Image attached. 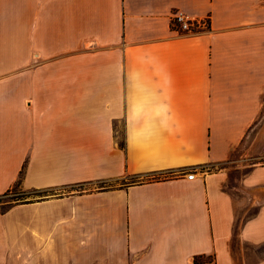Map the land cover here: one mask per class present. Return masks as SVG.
I'll return each instance as SVG.
<instances>
[{
	"label": "crops",
	"instance_id": "obj_1",
	"mask_svg": "<svg viewBox=\"0 0 264 264\" xmlns=\"http://www.w3.org/2000/svg\"><path fill=\"white\" fill-rule=\"evenodd\" d=\"M263 159L264 0H0V264H264Z\"/></svg>",
	"mask_w": 264,
	"mask_h": 264
},
{
	"label": "built area",
	"instance_id": "obj_2",
	"mask_svg": "<svg viewBox=\"0 0 264 264\" xmlns=\"http://www.w3.org/2000/svg\"><path fill=\"white\" fill-rule=\"evenodd\" d=\"M171 28L179 34L187 35L208 29V21L206 19H188L184 15L177 13L171 18ZM185 175L188 180H192L194 177L193 172H187Z\"/></svg>",
	"mask_w": 264,
	"mask_h": 264
},
{
	"label": "rangeland",
	"instance_id": "obj_3",
	"mask_svg": "<svg viewBox=\"0 0 264 264\" xmlns=\"http://www.w3.org/2000/svg\"><path fill=\"white\" fill-rule=\"evenodd\" d=\"M264 163V159L262 160ZM28 200V192L23 191L19 186H15L4 197L0 198V209L6 210L10 205Z\"/></svg>",
	"mask_w": 264,
	"mask_h": 264
},
{
	"label": "trees",
	"instance_id": "obj_4",
	"mask_svg": "<svg viewBox=\"0 0 264 264\" xmlns=\"http://www.w3.org/2000/svg\"><path fill=\"white\" fill-rule=\"evenodd\" d=\"M208 28H209V26H208ZM122 146V145H121ZM15 186H19L20 187V183L18 182ZM14 186V187H15ZM10 192V191H9ZM8 192V193H9ZM8 193H6V194H4L3 196H6ZM3 211H5V210H3ZM211 259H209V258H207V259H205V260H203V259H201V258H194V264H198V263H200V262H202V261H210Z\"/></svg>",
	"mask_w": 264,
	"mask_h": 264
},
{
	"label": "bare ground",
	"instance_id": "obj_5",
	"mask_svg": "<svg viewBox=\"0 0 264 264\" xmlns=\"http://www.w3.org/2000/svg\"><path fill=\"white\" fill-rule=\"evenodd\" d=\"M262 195V194H261ZM262 197V196H261ZM258 199V198H257Z\"/></svg>",
	"mask_w": 264,
	"mask_h": 264
}]
</instances>
